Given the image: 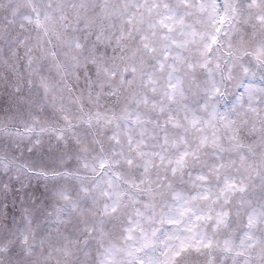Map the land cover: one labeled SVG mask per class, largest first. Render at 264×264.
<instances>
[{"label":"snow or ice","instance_id":"1","mask_svg":"<svg viewBox=\"0 0 264 264\" xmlns=\"http://www.w3.org/2000/svg\"><path fill=\"white\" fill-rule=\"evenodd\" d=\"M0 264H264V0H0Z\"/></svg>","mask_w":264,"mask_h":264}]
</instances>
